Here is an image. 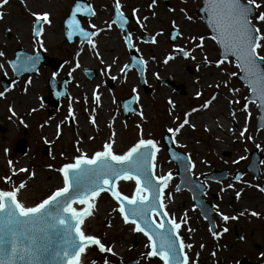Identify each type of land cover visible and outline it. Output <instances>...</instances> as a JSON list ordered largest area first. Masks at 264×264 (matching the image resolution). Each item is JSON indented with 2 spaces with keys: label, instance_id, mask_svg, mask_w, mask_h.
Instances as JSON below:
<instances>
[{
  "label": "flooded vegetation",
  "instance_id": "obj_1",
  "mask_svg": "<svg viewBox=\"0 0 264 264\" xmlns=\"http://www.w3.org/2000/svg\"><path fill=\"white\" fill-rule=\"evenodd\" d=\"M75 2L76 0H8L6 5L0 6V52L4 53V56L0 57V65H3L0 67V91L8 89L5 95L0 97V139L6 137L8 143L0 148L5 150L7 147V150H12L17 155H21L22 149L25 148L27 153L31 148L29 144L33 141L35 130L40 135L38 142L42 146V152L46 149L49 156L53 155L52 152L61 142L69 143L75 140V137L81 139V143H75L80 147L86 145L91 146L92 149L94 146L98 150L111 137L112 132H115V145L117 142H128L130 138L135 142L144 134L145 139H154L160 151L168 155L165 140H170L171 134L167 129L177 127L187 112L190 113V123L172 137V140L176 141L172 148L183 154H193L196 152L195 146L184 138L188 131L208 129L207 126L211 124L208 111L212 109H216L210 113V116L216 114L213 124L215 123L217 129L214 132L223 135L224 131L228 130L232 138L231 142H234L238 132V120L231 113L240 110L232 112L228 108L224 111L223 107L221 112L219 107L214 105L217 103L216 99L220 97L219 94L222 95L218 90L222 87L221 66L217 68L215 64L220 57L217 44L210 38L200 19L198 7L202 0H156L155 4H152V0H120L121 11L127 19L123 30L116 25L111 29L107 27V23L111 22L115 14L113 0H81L82 3L91 4L97 13L90 18L79 14L77 17L85 30H95L89 27L90 23L101 29L98 36L92 38L97 45L94 50L90 49L87 43L82 45L79 36H74L71 41L67 38L64 22ZM133 9L137 10L135 15ZM34 12L50 14L51 24L42 26L44 31L39 38L42 40V45L36 43L37 38L32 31ZM144 17H147V20ZM176 31L181 35L175 36ZM127 33L132 35L134 47L131 49L124 44L123 37ZM201 36L205 37L203 47L197 48L196 45L200 43L198 38ZM153 38L155 43L150 42ZM181 47L191 50L190 57L185 58L179 54L177 50ZM77 52H80L79 56H76ZM37 53H39V61L28 71L17 74L9 64V61H16L18 56H35ZM170 54L174 58L164 63L165 58ZM134 56L146 61V64L141 66L142 75L136 67H130L127 74L121 73L120 68L125 64H131ZM205 57L212 62L208 66L203 63ZM77 62L79 67H76ZM157 62H159L157 67L160 66V69L153 66ZM152 69L156 71V80L151 86L148 83V79L151 78L146 77V74ZM113 76L117 79L113 80ZM133 88L136 89L135 93ZM94 89L100 96L99 106L93 103ZM57 92H61L62 95L57 96ZM197 92L201 95L197 96ZM149 95L158 102L153 124L149 119L151 118L149 110L145 109L147 106L143 102V98L147 96V99ZM213 96L216 97L214 100ZM133 97L136 99L133 100ZM160 98L164 102L162 108L159 107ZM169 100L172 104L168 103ZM206 101L211 103L209 107L203 108L202 105ZM70 103L75 120L65 119L68 117ZM9 107L16 115L9 112ZM93 108L96 109L95 127L88 122ZM193 108L198 111L191 112ZM204 112L207 119L202 118ZM140 113L143 114V118ZM220 115L231 119L227 120V129L221 124ZM194 117L197 118L196 121ZM177 120L179 122L176 124ZM109 123L112 124L111 128L108 127ZM57 125L61 126L59 137L56 135ZM19 127L22 128L21 131ZM10 130L12 135L8 137ZM20 132L22 136L17 138L15 135ZM23 136H27V139ZM89 136L93 139H88ZM13 139H16L14 143ZM181 141L184 143L180 144ZM21 142H23L22 149L18 146ZM224 146H227L226 142L222 143V147ZM228 179L235 186L240 182L239 179L235 180L234 174L226 175L219 180L203 177L204 184L200 190L203 199L201 207L197 206L190 196L192 215L186 212L188 223L182 224L180 235L185 244H192V248L186 251L196 264H222L223 247H235L239 241L250 244V239L245 233L243 235L245 229L240 227L243 224L252 227L254 219L259 216L250 215L253 219V222H250L248 212L231 207L230 203L235 200L234 198H228L226 192L216 190ZM258 190L260 191V187ZM260 192L264 200V192ZM213 205L226 207L218 209L219 212L236 216L237 219L224 222L216 215ZM242 212L244 215H240ZM260 213H264V210L259 211L258 214ZM175 216L177 221L183 217ZM213 225L215 231L220 233L218 239H214L208 230ZM223 228H227V231L221 232ZM189 229L194 231L190 232ZM136 235L144 238L140 233ZM261 237L262 235L257 237V242ZM132 242L134 247L129 248L128 244H124L127 246L124 247L128 251H136L135 255L117 264H130L132 261H135L134 264H149V260L141 255L147 251L144 247L146 238L143 243H137L136 239ZM93 259L97 261L96 258L90 261ZM151 259L152 264H161L158 258Z\"/></svg>",
  "mask_w": 264,
  "mask_h": 264
},
{
  "label": "snow or ice",
  "instance_id": "obj_2",
  "mask_svg": "<svg viewBox=\"0 0 264 264\" xmlns=\"http://www.w3.org/2000/svg\"><path fill=\"white\" fill-rule=\"evenodd\" d=\"M7 2L8 0H0V6L6 5ZM155 2L156 0H152V4ZM261 7L262 4L258 0H204L207 25L213 33L210 38L221 49L220 58L215 61L216 67L220 68L223 63L234 60L236 67L243 73L249 92L257 97L258 106L264 109V55L260 54L264 51V31L258 26L264 25V11L256 14ZM113 8L115 14L111 22L107 23V27L111 29L113 25H116L123 30L127 19L121 11L120 0H113ZM136 11L133 9L134 15ZM78 14L90 18L97 13L91 4L76 0L64 22L67 38L71 41L74 36H79L82 45L87 43L90 49L94 50L97 45L92 38L98 36L101 29L90 23L89 27L95 30H85L77 18ZM32 15L35 18L32 31L37 38L36 43L42 45V40L39 39L44 31L42 26L51 24L50 14L34 12ZM144 19L147 20V17ZM180 35L179 31H176L175 36ZM198 39L200 43L196 47L202 48L205 37L201 36ZM123 40L127 48L134 47L131 33L125 34ZM150 42L155 43V38ZM177 51L185 58L190 57L191 50L181 47ZM79 55L80 52H77L76 56ZM2 56L4 53L0 52V57ZM173 58V55H168L164 63ZM38 61L39 53L35 56H18L16 61H9V64L18 74L35 67ZM101 63H103L102 60ZM203 63L208 66L212 62L205 57ZM144 64L146 61L134 56L131 64L123 65L120 72L127 74L130 67H136L142 75L141 66ZM76 67H79L78 62ZM108 67L110 68L111 65ZM53 75L55 76V73ZM229 75L235 76L236 73ZM112 79L117 78L113 76ZM6 91L8 89L0 91V97H3ZM135 91L136 89L133 88V93ZM229 91L236 92L238 89H229ZM56 95L60 96L62 93L57 92ZM196 95L200 96L201 93L197 92ZM215 98V96L212 97L213 100ZM92 99L93 103L99 106L100 96L95 89ZM135 99L133 97V100ZM233 102L229 101V103ZM168 103L172 104V101L169 100ZM210 103L211 101H206L202 107L207 108ZM126 110H128L127 107ZM85 111L88 110L85 109ZM196 111L198 109H191V112ZM244 111L248 112L247 103L244 104ZM9 112L16 115L11 107ZM95 113L96 109L93 108L88 119L93 127L96 126ZM248 114L251 115V113ZM140 115L143 118V114L140 113ZM189 115L190 113L186 112L183 121L177 127L167 129V132L171 134L170 140L190 123ZM69 118L75 120L71 103L68 117L65 119ZM60 127L57 125V137L61 134ZM108 127L111 128L112 124L109 123ZM192 127L195 126L192 125ZM245 131L246 128L240 132L241 137H244ZM115 135L116 133L112 132L111 137L90 155L77 148V155L54 169L62 177V186L56 187L39 202L29 204L22 199L23 190L27 188V184L23 181L14 184L13 177L17 172H26L27 169L15 168L11 160L7 162L11 175L6 173L0 177L3 180V187H0V264H53V262L54 264H86V258L94 250L101 254L115 256L117 253L113 247L106 245L100 236L88 231V221L95 216L97 199L102 193L108 194L115 202L116 207L112 211L119 213L123 223L129 225L132 232L140 233L146 238L144 247L147 251L141 255L149 260V264H152L151 258H158L161 264H196L186 251L192 248V244H185L180 235L182 224L188 223L186 215L177 221V218L166 210L165 201L171 199V193H166L165 189L172 180V173L156 174L157 154L160 151L157 142L141 136L125 151L117 153L114 150ZM88 139L93 137L89 136ZM172 142L176 141L172 140ZM4 151L7 153L8 150ZM173 158L181 159L176 154H173ZM194 167L195 164L191 158H187L185 171L190 172ZM118 182H134L131 195L122 193ZM228 187L231 188L232 185L229 184ZM179 190L180 187L177 186L176 191ZM260 191L264 192V187H261ZM236 196L239 198L240 193L237 192ZM212 207L216 210V215L224 222L237 219L236 216L219 212L217 205ZM251 215L259 214L252 212ZM208 230L214 239L219 238L220 233L215 231L214 225ZM226 231L227 228L221 230V232ZM90 264H97V261L93 259ZM103 264H109V260L103 259Z\"/></svg>",
  "mask_w": 264,
  "mask_h": 264
},
{
  "label": "rangeland",
  "instance_id": "obj_3",
  "mask_svg": "<svg viewBox=\"0 0 264 264\" xmlns=\"http://www.w3.org/2000/svg\"><path fill=\"white\" fill-rule=\"evenodd\" d=\"M262 4V7L257 10L256 14H259L260 11H264V0H258ZM255 23V21H254ZM261 27V30L264 31V25H258ZM261 55H264V51L260 53ZM159 65V62L155 63L153 65L154 67H157ZM161 67L158 66L157 69H160ZM221 79H220V85L222 87L218 88V90L221 92V94L225 93L224 100L222 99L223 106H220L218 103H215V106H218L220 111L225 108L224 111H226L228 108L233 112L236 110H240V116L241 119L237 122L238 132L235 135L234 142H231L230 132L227 130L224 131L223 135H219L218 133H215L216 126L215 123L213 124V121L215 120L216 114H209V123L212 124L213 130L209 131L208 129L201 128L199 131H188L185 136V140L187 142H190L191 145L195 146L196 152H193V154H186L188 158L190 157L193 163H202L205 166L203 168V171L199 174H193V178H197L204 182L203 177L205 173L208 172H214L217 171H227V175L233 174L236 172V170H240L242 172L241 178H239L241 184L244 187L249 186V190L253 191H259L258 187L264 182V153H261V151H264V130L257 128L255 126V121L258 114V106L254 102V104L247 103L248 105V112L244 111V105L242 104L244 98L248 95V88L241 84L235 76L229 75L230 73H237L238 68L236 67L234 61L232 62H225L221 65ZM155 73L156 71L152 69L149 70V73L146 74V77L149 76L151 79H148V83L152 86L155 82ZM220 78V77H219ZM218 78V79H219ZM225 84L227 86H225ZM157 86V85H155ZM229 89H238L236 92H230ZM147 97V96H146ZM144 97V103L146 104L149 111V116L151 115V118H149L151 121V124L155 123L154 117L157 111V105L158 102L155 100L154 97L151 95L148 96V100ZM229 101H234L233 103H229ZM238 102V103H236ZM159 107H164L163 99L160 98L159 100ZM185 108V107H183ZM230 111V112H231ZM147 112V113H148ZM179 112V111H178ZM223 112V111H221ZM248 113H251L249 115ZM232 115V114H231ZM221 117V124L223 127L227 129V120L223 117V115H220ZM165 117V115H164ZM223 117V118H222ZM247 117V120H246ZM179 122V120L176 121V124ZM239 123V124H238ZM22 124V123H21ZM21 126V125H20ZM176 126V125H175ZM245 131L244 137L240 136V132L242 130ZM20 131L22 128H20ZM17 138L18 136H22V132L20 134L16 133ZM39 133L34 130L33 132V141L29 144L31 148L27 151L26 154L17 155L14 154L12 150H8L7 153H5L4 149L0 148V177H3L6 173L11 175V170L8 168V161L11 160L13 162V165L15 168H24L27 169L26 172H17L16 175L13 177V183L19 184L21 181L25 182L26 184L29 183L27 187L34 186V184L44 181L45 178L50 179L48 177H56L55 184L49 185L48 183H44V185L38 189L31 188V195L32 198L29 199V204L32 202H39L41 198H43L46 194H50L51 191L55 190L56 186L58 185V177L62 179L60 174L55 171L54 169L59 168L63 163L69 162L71 158L75 155H77V148H82L80 145L75 144L77 141L81 143V139L78 137H75V140H72L67 145L66 143L60 144L58 148H56L52 152V156H49L47 153L42 152V146L38 142L39 139ZM190 136V137H189ZM258 136V137H256ZM25 139H27V136H23ZM134 137V136H133ZM248 137H256V143L255 145L251 142V139H248ZM4 137L3 139H0V147H4L7 145V140ZM74 139V138H73ZM16 139H13L12 142L14 143ZM226 142L227 146L222 147V143ZM134 143L132 141V138L128 140V142L120 143L117 145H114V150L117 153H121L127 149V147L131 146V144ZM84 145V141L82 142ZM178 144V143H177ZM230 144V145H229ZM2 145V146H1ZM258 145L261 146L258 147ZM8 149L7 147H5ZM84 152L87 154H91V152L95 151L96 148L93 146L91 149V146H84ZM258 150V154L261 156L262 160L258 165V175L257 177L253 176L252 173L246 171L245 166L250 160V154L254 150ZM82 150V149H81ZM63 153V155H61ZM16 155V156H15ZM242 157V159H241ZM164 164L165 167L169 168V172L172 173V185H168L167 189H165L166 193H171L172 200L178 199L174 203L176 207L177 214L181 216H187L186 212L193 211L192 209V203L190 200L191 194L186 189H180L179 191H176L177 186H179V177L177 172V167L174 163V161H171L168 157V155L161 151V154L158 155L156 160V169L155 171H158L160 169L161 165ZM51 165L52 167L49 168L48 166ZM206 168V169H205ZM192 172V171H191ZM34 173V175H30ZM175 179V181H174ZM225 181V180H222ZM48 182V181H47ZM209 182V181H208ZM206 182V183H208ZM31 183H33L31 185ZM121 186L119 187L120 191L126 195H131V192L134 188V182H119ZM231 184L232 187L235 186V184L231 180H226V182H223L216 190L221 191L223 189L224 192H227L229 195V191L232 190V188H229L228 185ZM0 187H3V180L0 179ZM246 190H240L237 191L240 193V195L245 196ZM231 196H228V198H235L236 193ZM175 193L176 195H174ZM179 196V197H177ZM180 196H182L180 198ZM243 205V203H240ZM240 204L236 205V209H243L240 207ZM245 204V203H244ZM116 207L115 202L111 199L109 195L100 196L97 199V206H96V214H98L96 222L93 220L94 224L92 228H95L96 230H92L89 228L88 231H94L93 233L97 236H100L103 240V242L113 247L114 251L117 253L115 256L111 254H101L98 251H92L91 258L97 259V264H103V259H108L109 264H117L119 261L125 260V259H131L133 255H135V252L125 250L124 247H122L123 240L127 239V235L131 234L129 239H127L126 243L128 244L129 248L134 247L133 242L136 239L137 243H140L144 241L145 238H136V233L132 232L130 230L129 225H125L122 221V219L119 216V213L113 212L112 209ZM229 208V206H227ZM222 208H226L224 206L219 205L218 209L221 210ZM192 215V214H191ZM251 215V212H248V217ZM178 216V217H179ZM257 219H254L252 231L255 232H261L264 233V213H260L258 215ZM95 217V216H94ZM93 217V219H94ZM248 233V231H247ZM251 233H248L245 235L247 238L250 239V244H245L244 242H238L236 243L237 246L233 247V250H229L228 247H223L222 255L224 256V260L222 261L223 264H238V261L242 258H246L248 262L251 264H264V234H261L262 237L260 238L259 242L255 240L254 235H249ZM257 235V234H256ZM139 236V235H138ZM233 237L236 236L233 234ZM262 239V240H261ZM246 246H244V245ZM257 245V247H256ZM246 247V248H245ZM124 249L120 253L121 250ZM90 261V260H89ZM87 264H90L87 263Z\"/></svg>",
  "mask_w": 264,
  "mask_h": 264
},
{
  "label": "bare ground",
  "instance_id": "obj_4",
  "mask_svg": "<svg viewBox=\"0 0 264 264\" xmlns=\"http://www.w3.org/2000/svg\"><path fill=\"white\" fill-rule=\"evenodd\" d=\"M219 96L220 97H218L217 99H216V102L218 103V104H222L221 102H222V99L224 98V96H225V93H223L222 95H220L219 94ZM224 100V99H223ZM222 106H223V104H222ZM212 111H216V109L214 110V109H212V110H209L208 111V114H210V113H212ZM234 114H235V116H234V118L236 119V120H240L241 119V116H240V111H237V112H233ZM229 114V113H228ZM228 114H226V115H228ZM232 114V113H231ZM207 115H206V112H204V113H202V118H205V119H207V117H206ZM232 116H233V114H232ZM228 117V116H227ZM195 121H196V119L197 118H193ZM207 128H208V130L209 131H212L213 130V128L211 127V124H210V126H207ZM11 135H12V130H10L9 131V133H8V137H11ZM144 138H145V135L143 134L142 135ZM231 136V135H230ZM256 137H258V136H256ZM256 137H253L252 139H251V142L255 145V143H256V140H258V139H256ZM230 139H232L231 137H229ZM66 143V145L68 144V142H65ZM180 144L181 143H184V141H181V142H179ZM60 144H63V142H61ZM117 144H120L119 142H117ZM258 147H260L261 148V146L260 145H258ZM80 149H82V150H84L83 148H80ZM92 153V152H91ZM261 153H264V151L262 152L261 151ZM158 155L159 154H157V157H158ZM16 156V155H15ZM195 164V167L194 168H192V175L193 174H199L200 172H202L203 171V168L205 167V166H203L204 164H202V163H198V162H196V163H194ZM206 169V168H205ZM169 172V168H167V167H165L164 166V164H162L161 165V167H160V169H158V171H156V174L157 175H159V174H164V173H168ZM48 178H50V179H48L47 180V178H45V180L42 182V181H40V182H38V183H36V184H34V186L32 185L33 183H31V185L32 186H30L31 188H33V190L34 189H38V188H40L41 189V187L44 185V183H48L49 185H51V184H55V182H56V177L54 178V177H48ZM58 185L56 186V187H58V186H62V179L60 178V177H58ZM48 181V182H47ZM174 181H175V179H174ZM28 185H30L29 183H27V186ZM170 185H172V183L171 182H169V186ZM121 186V184L119 183V187ZM26 188L25 190H23V194H22V199H24V201L26 202V203H29V199L30 198H32V196H30L31 195V188ZM232 188V190L231 191H229V195H227V196H231L232 195V192H233V194H235V192H237V191H240V190H246L245 191V196H242V195H240L239 196V198H237V196H235V198H236V200H232V202L230 203L231 204V207H233V208H236V205L237 204H240V203H243V205H241L240 204V207L243 209V211L244 212H256V213H259V211H263L264 210V200H262V193L260 192V191H253V190H249V186H247V187H244V186H242L241 184H237V186H234V187H231ZM227 193V192H226ZM226 193H223V195H225ZM174 195H176L175 193H173ZM228 194V193H227ZM172 194H171V199H167L166 201H165V203H166V206H167V208H166V210L167 211H169V213L171 214V215H174V214H177V210H176V207H177V205L175 206V204L174 203H177L176 201L178 200V199H173L172 200ZM177 197H179V196H177ZM182 196H180V198H181ZM245 203V204H244ZM241 210V209H240ZM97 216H98V214L97 215H95V217H94V219L93 218H91V219H89V221H88V230H89V228H91L92 230H96L95 228H92V226H93V224H94V222H93V220H95V222H96V219H97ZM176 218H177V216H175ZM249 220H250V222H253V219H252V217H250L249 216ZM94 227V226H93ZM240 228H244L245 229V231L243 232V235H244V233L247 235L248 233H251V231L253 230L252 229V227H247V225L246 224H243ZM89 231V232H94V231ZM247 231H248V233H247ZM257 234V235H256ZM261 234H264V233H261V232H255V231H253V235L255 236V240L257 241L258 240V238H259V236L261 235ZM130 235L131 234H128L127 235V239H129L128 237H130ZM249 235H252V234H249ZM140 238V236H136V238ZM258 237V238H257ZM127 239H125L126 241H127ZM126 241L125 242H123L122 243V247H124L125 245L124 244H127L126 243ZM246 244H248L249 242H245ZM244 245V244H243ZM244 246H246V245H244ZM125 247H127V246H125ZM124 247V248H125ZM236 247V246H235ZM246 248V247H245ZM234 248L232 247V248H229V250L231 251V250H233ZM92 253V252H91ZM120 253H122V252H120ZM90 258H91V255H89L87 258H86V264L87 263H89L90 261ZM224 260V259H223ZM222 264H223V262H222ZM224 264H226V263H224Z\"/></svg>",
  "mask_w": 264,
  "mask_h": 264
},
{
  "label": "water",
  "instance_id": "obj_5",
  "mask_svg": "<svg viewBox=\"0 0 264 264\" xmlns=\"http://www.w3.org/2000/svg\"><path fill=\"white\" fill-rule=\"evenodd\" d=\"M198 11H199V14H200V17H201V20L204 21L208 31L210 32L211 36L213 35L212 31L210 28H208V25H207V12L205 11L204 9V0H203V4L198 8ZM219 47V46H218ZM221 52V49L219 48V53ZM237 78L238 80L242 83V84H245L248 86V84L246 83V81L243 79V73H241V71L239 70L238 74H237ZM256 100L257 101V104L259 105V100L257 99V97L253 96L250 92H249V96L246 97L245 101H254ZM259 108V116L257 118V126L259 128H263L264 129V109ZM171 144L172 142L171 141H167V146L168 148H171ZM19 147L22 146V142L18 144ZM46 151V150H45ZM158 154H161V151L158 153ZM173 154H176V155H179L181 157L180 160H176L173 158ZM173 159V161H175L178 165V172H179V177H180V186L181 187H186L187 189H189V191H191V193L195 196L196 198V201H198L199 199V196H200V193L198 192V188H200L201 186V183L198 182L197 180H192V175H191V172H186L185 171V166L187 164V158L184 154H179V153H175V152H171L170 153V159ZM251 160L250 162L246 165V170L252 172L255 176L258 175V165L259 163L261 162L262 158L261 156L258 154V151H254L251 153ZM225 173H218V172H215V173H212L210 174L209 176L210 177H215V176H223ZM241 174L240 171H236L235 173V179L237 177H239ZM171 182V181H170ZM130 183V182H129ZM261 187H264V184L261 186ZM105 195H108L106 193H102L101 196H105ZM79 207V206H78ZM54 264V262H53ZM132 264V263H131ZM239 264H249L247 262V260L245 259H242L240 260Z\"/></svg>",
  "mask_w": 264,
  "mask_h": 264
}]
</instances>
